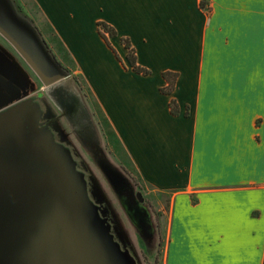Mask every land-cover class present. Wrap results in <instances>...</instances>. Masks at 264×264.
Returning <instances> with one entry per match:
<instances>
[{
    "label": "crops",
    "instance_id": "0c3cea01",
    "mask_svg": "<svg viewBox=\"0 0 264 264\" xmlns=\"http://www.w3.org/2000/svg\"><path fill=\"white\" fill-rule=\"evenodd\" d=\"M26 1L141 180L170 195L164 264H264V0Z\"/></svg>",
    "mask_w": 264,
    "mask_h": 264
},
{
    "label": "water",
    "instance_id": "95a60500",
    "mask_svg": "<svg viewBox=\"0 0 264 264\" xmlns=\"http://www.w3.org/2000/svg\"><path fill=\"white\" fill-rule=\"evenodd\" d=\"M0 34L22 58L33 60H28L29 65L41 80L43 92L60 94L62 84L73 85L71 95L77 100L74 112L81 116L80 124L70 119V101L57 102L47 96L64 112L63 119L75 126L80 143L118 196L109 178L113 169L131 179L93 138L89 128L92 120L72 73L56 59L33 20L19 11L15 0H0ZM32 94L14 100L0 86V264H110L103 246L104 233L97 232L101 228L95 224L87 200L75 192L50 145L39 134H29L30 142L23 137L21 128L26 119L19 111L36 100ZM92 143L94 149L88 147L93 148ZM95 151L103 155V162ZM132 185L137 201L144 205L142 194Z\"/></svg>",
    "mask_w": 264,
    "mask_h": 264
},
{
    "label": "rangeland",
    "instance_id": "374dc122",
    "mask_svg": "<svg viewBox=\"0 0 264 264\" xmlns=\"http://www.w3.org/2000/svg\"><path fill=\"white\" fill-rule=\"evenodd\" d=\"M17 1L26 8V0H15L16 4ZM206 5L203 3V7L209 11ZM24 58L0 34V78L14 100L43 92L41 80L29 65L28 60L31 58ZM74 81L80 98L85 101L87 115L91 117L89 128L93 138L112 163L132 181L113 169V175L109 178L120 199L80 143L75 126L67 119L57 122V128L51 123V118H54L52 109L57 108V105L49 97L57 102L70 101L73 111L70 119L74 124L82 122L81 116L74 112L77 100H74L76 96L71 95L72 84H62L60 94L51 92L48 95L44 92L46 96L43 95L19 111V115L26 119L21 128L23 137L30 142L29 134H39L50 145L49 150L72 182L75 192L87 200L95 224L98 223L101 228L97 232L101 235L104 233L106 243L103 246L110 264H164L169 241L170 195L153 191L141 180L81 78L74 77ZM63 85L68 87L67 91ZM132 183L136 193L142 194L144 205L137 201Z\"/></svg>",
    "mask_w": 264,
    "mask_h": 264
},
{
    "label": "trees",
    "instance_id": "16d2710c",
    "mask_svg": "<svg viewBox=\"0 0 264 264\" xmlns=\"http://www.w3.org/2000/svg\"><path fill=\"white\" fill-rule=\"evenodd\" d=\"M17 7L21 13H23L29 17L28 13L24 10V8L20 5V3L18 1H17ZM98 27H99V33H100L101 37L105 40L106 44L111 48V50H113L117 59L119 61H122L121 58L119 57L117 51L113 48V46L110 42V38H115L118 36L117 30L112 25H110L106 22H103V21L98 22ZM121 42L123 43V45L128 50V62L130 64L131 68L138 74L150 75L151 71L149 69L141 66L138 63L137 52H136L135 48L133 47V44L130 41V39L126 38V37H122ZM164 77L167 80V85L165 87H163L161 90L163 93L170 95L175 90L178 74L173 73V72H165ZM170 108H171L172 114L179 115L180 109H179V105L175 99L171 100Z\"/></svg>",
    "mask_w": 264,
    "mask_h": 264
},
{
    "label": "flooded vegetation",
    "instance_id": "af4514ba",
    "mask_svg": "<svg viewBox=\"0 0 264 264\" xmlns=\"http://www.w3.org/2000/svg\"><path fill=\"white\" fill-rule=\"evenodd\" d=\"M0 86L1 87H4V84L1 82V80H0ZM10 94V93H9ZM32 95H34L35 97H36V99H37V97H39V96H41V95H45L44 94V92H37L36 94H32ZM46 96V95H45ZM52 111H53V115L55 116L54 117V123L55 122H60L61 121V119H63V116H64V112H59V109L58 108H53L52 109ZM58 127V126H57ZM56 127V128H57ZM92 146L94 147V143H92ZM95 153L98 155V160H102V157H103V155H101V153L100 152H96L95 151ZM89 155V154H88ZM91 159H92V157H90ZM93 160V159H92Z\"/></svg>",
    "mask_w": 264,
    "mask_h": 264
}]
</instances>
